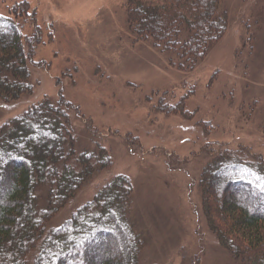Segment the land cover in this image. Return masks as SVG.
<instances>
[{"label": "rangeland", "instance_id": "1", "mask_svg": "<svg viewBox=\"0 0 264 264\" xmlns=\"http://www.w3.org/2000/svg\"><path fill=\"white\" fill-rule=\"evenodd\" d=\"M22 2L31 13L18 22L30 38L33 91L0 99V128L43 100H64L77 153L103 149L112 162L49 227L125 175L133 184L130 218L144 244L139 264H239L211 230L200 180L220 151L245 148L264 158V0H222L227 30L187 71L135 38L126 0H0V15L14 18ZM101 247L90 254L101 255Z\"/></svg>", "mask_w": 264, "mask_h": 264}, {"label": "trees", "instance_id": "2", "mask_svg": "<svg viewBox=\"0 0 264 264\" xmlns=\"http://www.w3.org/2000/svg\"><path fill=\"white\" fill-rule=\"evenodd\" d=\"M126 11L135 38L175 56L182 71L193 70L228 27L222 0H126ZM14 13L0 15L5 102L33 91L30 38L18 22L29 17L30 5L22 2ZM70 108L64 100H43L0 128V264H28L32 251V264H139L144 244L130 218L133 184L125 175L113 177L63 225L49 227L97 172L112 166L103 149L77 153ZM200 187L211 230L235 261L264 264V158L245 148L215 153ZM101 246V255L90 254Z\"/></svg>", "mask_w": 264, "mask_h": 264}]
</instances>
